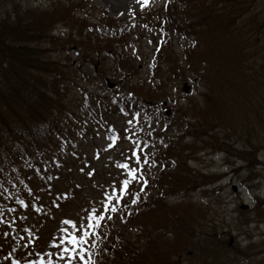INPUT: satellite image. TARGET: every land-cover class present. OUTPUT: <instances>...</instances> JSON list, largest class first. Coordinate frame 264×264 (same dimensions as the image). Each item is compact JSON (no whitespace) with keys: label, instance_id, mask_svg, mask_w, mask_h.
I'll return each mask as SVG.
<instances>
[{"label":"trees","instance_id":"16d2710c","mask_svg":"<svg viewBox=\"0 0 264 264\" xmlns=\"http://www.w3.org/2000/svg\"><path fill=\"white\" fill-rule=\"evenodd\" d=\"M84 1H56L48 9L39 10L22 6V0H0L2 90L43 97L42 92H48L47 87H50L55 97L48 103L58 104L61 94L52 74L62 66L44 54L47 52L44 47L48 42L57 44L58 41L65 49L72 37H56L51 28L65 10H73L74 3L83 6ZM167 11L171 12L169 16L160 14L171 18L174 33L187 25L188 17H197L207 40L205 54H199V61L192 63L191 51L184 55L189 59L186 65L182 64L184 61L181 67L175 65V71L182 70L180 76L185 81H193L196 89L202 85V101L191 98L184 103L186 107H176L171 113L179 112L176 121L181 126L185 124L184 128L196 140L189 143L181 136L160 133L161 157L171 164V169L165 172L170 178V190L171 185L187 190L198 185L201 174L189 166V157L200 148L216 147V137L227 127L264 126V0H177V5L168 6ZM107 20L112 25L113 20ZM92 26L83 40L86 47L81 61H88L92 55L113 57L115 74L120 75V79L130 76L131 35L125 30L120 32L117 24L113 25L115 31L102 39L97 25ZM122 100L126 106L139 108L132 97H122ZM39 105L37 100L24 111ZM15 113L11 107L0 103V134L17 129L16 121L7 116ZM19 124L22 129H29L26 117H21ZM22 129L18 131L20 140H13L15 143L22 141L27 149L35 151L50 147V133L28 134ZM158 188L161 190L139 192V199L131 198L118 204L117 212L107 213L112 218L102 221V226L96 229L98 236L90 238L85 245L96 264H179L193 231L188 222L189 210L180 209L176 203L171 205L164 192L167 188Z\"/></svg>","mask_w":264,"mask_h":264},{"label":"rangeland","instance_id":"374dc122","mask_svg":"<svg viewBox=\"0 0 264 264\" xmlns=\"http://www.w3.org/2000/svg\"><path fill=\"white\" fill-rule=\"evenodd\" d=\"M46 1H48V0H46ZM89 1L92 3V5H94L95 7H98L96 13L92 10L89 11L90 14L92 15L91 18L93 19V21L99 22V25H101V26H105L104 24H102V22L100 20L102 19L101 17H103L104 12H106L109 17H116V18H118V20L120 22L126 23V26L128 28L135 26V22L132 21L133 17H130L129 11L141 7V3H142V0H140V2H138V0H89ZM158 1H160V0H153L152 4L156 5V3ZM161 1H163V0H161ZM90 6L91 5H88V7H90ZM142 44L145 48L142 52H140L142 59H140L138 57L135 58L136 59V65L139 66L138 70L136 71V76L134 79L128 81V83H126V85L130 84L132 81L133 82L131 83V85H139L140 84L139 72H141V70H142V72H145L146 68L148 67L146 60L150 57L149 49L152 46H150V44L147 40L141 41L139 46ZM161 52H162V54L160 55V58L162 55L167 54L166 47L162 48ZM160 58H159L160 68L163 69V66L161 65ZM140 65H142L143 67H140ZM116 67L119 68L118 65H116ZM99 70H100V74L105 72L103 66L99 67ZM163 71H164V73H162L163 78H165V86L163 87V89H164L163 93L164 94L159 98L154 96L155 99H152V98L149 99V100H156L161 104L164 100H166V101L168 100V96L171 93V78L168 76V72H167L168 68H167V70L163 69ZM109 79L112 83L118 82L117 84L119 86H124V84L119 81L120 75L112 74ZM82 81H81V83H82ZM84 85L86 88H88V86H89L88 84H84ZM90 87H91V89H89L90 91H94V92L106 91V89L104 88V86L101 82H96L95 84H93V86L90 85ZM145 87H150V86L148 84H146ZM76 89L78 90L79 93H81V86H77ZM140 91H141L140 93L142 95H140L139 97H141V98L145 97V96L147 97V95H149V93L144 88L141 89ZM136 94H138V93H136ZM80 95H82V94H80ZM74 97L77 98L78 95H75ZM97 141L99 142V140L97 138L89 139L88 141H85V149L86 150L96 149L99 145V143ZM100 143L103 145L109 144L108 141H106V142L102 141ZM202 143L203 142H201V144ZM124 145H125L126 150L128 152H130V149H132L133 144L131 142H124ZM212 152L213 151H209V149L200 148L196 152L195 157L191 162L192 167L195 168L196 171H200V173H204V174H218L222 171H229L230 167H221L219 165L220 161L222 159V155L215 156V155H212ZM223 159H227V158L224 156ZM228 161L232 162L233 158L232 157L229 158ZM95 163H98V162H95ZM238 164L241 166L244 163L240 162ZM252 168H254L253 169L254 172L257 170L259 177H258V179L253 178V180H251V182L249 184L258 186L260 189H257L256 187H254L253 193L257 196L261 195L260 197L264 198V161L261 162V164H259V165L258 164L255 165V163H254L252 165ZM241 169H243V168L237 169V172H240ZM240 175H241V177H244V178L247 177V175H245V173H243L242 171L240 172ZM236 179L238 181L237 176H236ZM228 180H229V176L226 177L222 182H220V180H216L215 182L205 184L204 186L199 188L196 192L190 194V196L187 195L186 198H187V200L191 199L194 201V200L198 199V200H201V202L205 201L206 203H208L207 200L211 199L213 194L218 195V191L223 189L221 187V186H223L225 188L223 190H225L226 193H223L220 196L219 202L223 203L226 200H229L228 205L227 206H223L222 204L217 205L215 202L209 203L210 205H207V206H209L208 211H211V212H209L207 217H213V218L216 217V220L219 217V218H221V220L223 222L224 228L234 229V225L236 224L235 218L237 217V215H234V209L237 207H240L242 205V203L244 202L243 199L250 203V197L252 196V192L250 189L247 188L248 184H246V182H244L242 179V181L239 183L240 184L244 183V185H242V187H241V189L243 191L241 193H237L236 196H232L231 185L227 188L225 185V183L228 182ZM206 191H210L211 193L206 195L205 194ZM247 191H249V194ZM203 196L206 199L203 198ZM256 202H257V200L255 199L253 201V203H251V204H254ZM189 226H190V224H189ZM189 226H187V227H189ZM222 232H223L222 228L217 230V233H222ZM62 235H60V236H62Z\"/></svg>","mask_w":264,"mask_h":264},{"label":"snow or ice","instance_id":"6c2138e0","mask_svg":"<svg viewBox=\"0 0 264 264\" xmlns=\"http://www.w3.org/2000/svg\"><path fill=\"white\" fill-rule=\"evenodd\" d=\"M140 2V0H138ZM149 3V0H142L141 7L146 6ZM140 113H135L133 119L127 121L128 125H132L134 120L139 121ZM129 128H125V132H128ZM135 133L126 137L133 144L132 149H130V157L124 163H119L118 168L124 170L126 173V178L122 179L118 183H114L110 193L105 192L103 196L105 199H102L99 205V208L92 207L85 214V220L79 222L74 219H66L63 223L66 225L65 228L61 229L63 235L58 237L57 240H54L52 247L56 249L55 256L58 257V260H54V253L49 252L47 255H42L36 253L38 260H29L26 264H96V261L93 259L92 254L89 249L85 247L89 243L90 238L98 236L96 229L102 226V221L105 219H111L110 215L107 213L110 211L115 213L118 211L117 205L124 203V198L129 196L130 186L133 182H142L147 184V180H144L142 177V166L146 165L149 161L146 157H142V152L144 149L148 148V144L143 141L134 139ZM112 143L109 144V148L113 147L118 137H110ZM135 161V166L131 164V160ZM93 172H89L88 175H93ZM143 191V188L140 189ZM137 199H139V194L137 193ZM133 203H136V200H132ZM20 204L27 207L23 200L19 201ZM40 209L38 208L37 211ZM13 211V209H9ZM3 212H0V224H10L9 221L3 218ZM70 226V227H69ZM5 236L8 235L7 232L4 233ZM34 243V241H33ZM27 246V245H25ZM95 246V245H93ZM13 264H21L19 260H14Z\"/></svg>","mask_w":264,"mask_h":264},{"label":"flooded vegetation","instance_id":"af4514ba","mask_svg":"<svg viewBox=\"0 0 264 264\" xmlns=\"http://www.w3.org/2000/svg\"><path fill=\"white\" fill-rule=\"evenodd\" d=\"M258 176L256 173L251 175ZM251 197L249 204L243 202L245 206L234 209V215H237L234 229H225L219 235L222 245H228L225 254L229 252V247L233 249V264H264V199ZM255 199L257 202L251 204Z\"/></svg>","mask_w":264,"mask_h":264},{"label":"bare ground","instance_id":"6f19581e","mask_svg":"<svg viewBox=\"0 0 264 264\" xmlns=\"http://www.w3.org/2000/svg\"><path fill=\"white\" fill-rule=\"evenodd\" d=\"M38 99L39 98L35 96L27 97L23 91H10L8 89L2 90L0 88V103L11 107L20 116L22 111L33 107ZM41 103L43 109L39 110L38 108H33L32 111H30V113L28 114L29 120L45 119L50 111L56 109L55 106L49 104L45 100H41Z\"/></svg>","mask_w":264,"mask_h":264}]
</instances>
